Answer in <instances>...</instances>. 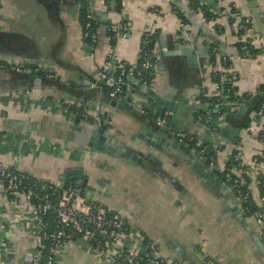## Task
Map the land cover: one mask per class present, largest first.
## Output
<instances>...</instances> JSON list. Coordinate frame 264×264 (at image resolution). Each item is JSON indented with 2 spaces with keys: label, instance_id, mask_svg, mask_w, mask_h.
I'll return each instance as SVG.
<instances>
[{
  "label": "crops",
  "instance_id": "obj_1",
  "mask_svg": "<svg viewBox=\"0 0 264 264\" xmlns=\"http://www.w3.org/2000/svg\"><path fill=\"white\" fill-rule=\"evenodd\" d=\"M201 1L205 14L193 7L192 0H175L172 6L166 0H5L0 60L26 59L34 66L60 70L62 76L55 80L33 75L43 77L38 84L26 77L31 76L28 74L0 72V165L30 172L59 187H63L68 171L83 169L88 179L84 197L121 213L156 241L166 257L189 264H206L208 255L218 256L225 264H264V248L257 242L262 240L264 219L248 215L244 209L242 214L234 211L240 202L225 178L235 154L248 164L264 148V113L255 109L256 94L264 93V0ZM216 1L220 13L211 7ZM87 4L95 22L92 45L84 40ZM209 9L216 15L206 16ZM247 17L250 25L246 32L238 25ZM124 24L129 28L127 37L121 35ZM150 31L155 33L152 52L159 66L152 87L160 93L220 104L225 89L228 103L235 101L232 94L240 101L234 111L252 102L244 117L228 118L241 133L233 145H218L221 172L215 173L213 183L201 177L202 159L192 152L182 154L172 146L151 148L154 161L138 165L60 135L66 124H93L98 105L111 114L106 118L111 132L138 145L130 137L146 126L149 118L155 122L161 118L156 112L158 104L129 82L118 106H112L106 96L109 87L97 81L94 73L106 69L115 57L137 66L141 41ZM247 40L256 51L253 57L241 54ZM188 43L198 51L197 65H190L183 54L169 55L180 53ZM78 111H86L88 118L79 119ZM203 115L187 109L180 131L209 139L204 132L208 128L197 123ZM235 176L264 212L263 187L256 173L248 168ZM69 182L77 186L78 179L70 177L65 187ZM27 214L25 200L19 209L4 214L13 236L8 246H13L14 253L9 261L0 245V264L32 261L36 244L31 229L25 226ZM20 217L26 218L20 221ZM61 264L104 263L74 244Z\"/></svg>",
  "mask_w": 264,
  "mask_h": 264
},
{
  "label": "built area",
  "instance_id": "obj_2",
  "mask_svg": "<svg viewBox=\"0 0 264 264\" xmlns=\"http://www.w3.org/2000/svg\"><path fill=\"white\" fill-rule=\"evenodd\" d=\"M170 6L175 0H166ZM201 0H192V5L197 11H203ZM87 8V23L84 30V40L88 44H94L95 38L91 35L93 13L90 7ZM5 9V0H0V29L1 16ZM250 18L242 20L238 28L249 30ZM129 28L123 25L121 35L127 37ZM92 38L91 43L89 39ZM155 33L147 32L140 48L139 64L132 66L127 62L115 57L104 70L94 73L97 81L105 82L109 87V94L119 100L126 94L129 85V77H136L143 80L150 86L158 74V63L153 58L152 45ZM253 48L247 40L241 48L244 57H253ZM217 49H214V54ZM227 58L223 62L227 63ZM0 70L13 73H24L28 75L45 76L57 80L62 72L45 67L34 66L26 59H15V61H1ZM92 86H95L93 83ZM233 86L229 92H232ZM233 103V101H230ZM97 106V113L93 116V123L100 124L102 116ZM146 113V111H143ZM259 114L264 113V104ZM78 118H88L86 111H78ZM167 115L161 116L156 122L164 124ZM173 135L184 145L188 146L192 153L198 155L210 169L215 173L221 172L218 166L219 151L218 145H209L204 140L190 137L184 131L174 132ZM216 154V155H215ZM234 165L228 167L225 172L226 181L233 192L237 195L240 207L248 215H254L261 221L264 219V212H252L250 202L251 193L247 191L243 182L235 176V172L251 169L260 179L263 187L261 196L262 207H264V148L257 151L253 160L245 164L239 153L234 156ZM262 179V180H261ZM22 200H25L29 207L28 219L25 226L31 229V235L35 240V249L32 253L31 264H61V259L71 245L77 244L86 251L96 255L104 264H185L176 258L166 257L161 246L154 240L147 237L141 230L137 229L121 213L107 207L105 204L81 196L78 193L76 183L72 182L67 187L53 185L49 181H43L34 174L21 169H12L0 165V245L7 257L14 253L13 236L9 231V224L3 219L6 211L19 209ZM26 216V217H27ZM25 217V218H26ZM25 218L20 217V221ZM264 238V233L262 234ZM200 249L199 251H201ZM206 264H225L218 256H206Z\"/></svg>",
  "mask_w": 264,
  "mask_h": 264
},
{
  "label": "water",
  "instance_id": "obj_3",
  "mask_svg": "<svg viewBox=\"0 0 264 264\" xmlns=\"http://www.w3.org/2000/svg\"><path fill=\"white\" fill-rule=\"evenodd\" d=\"M211 7L215 12L220 13V4L217 1L216 3L211 4ZM255 18L259 20L260 16L257 15ZM196 45L198 44L196 43ZM205 50L209 52L211 49L210 47L206 46ZM179 54L185 55L186 60L190 65H197L198 51L195 50L192 44L188 43L180 53L170 52L169 55ZM0 72L6 71L0 70ZM26 77L36 80L38 84H41L43 81V77L39 76L36 78L33 75H26ZM129 82L138 85L139 88L142 89L144 95L152 98L158 104L156 112L159 116L167 115V118L162 125L150 118L144 122L146 126L142 127L138 133H134L130 137L131 141L138 142V145H130L126 143L122 137L116 136L111 132L110 125L106 119L107 117L111 116V114L107 111H103V108L99 111L103 118L100 124H66L63 126V130L61 131L60 135H63L64 138H69V140L74 142L83 144L91 149L100 151L106 150L126 160L132 161L133 163L143 165L145 162L152 163L155 159L153 152L154 150L151 148L163 150L164 147L172 146L182 154L191 152L190 149L188 150L186 145L182 144L173 135L174 132L180 131V124L185 122L184 116L187 109L196 112H203L204 115L202 119L197 123H199V125L202 127L204 126L208 128V131H204L206 136L209 138L205 141L206 143L211 146L214 144L219 145L221 142L233 145L239 138L241 129L235 125H232L228 118L230 116H233L234 118L244 117L248 108L252 104L251 100L247 101L244 103V105H241V110L238 109L237 111H234L235 105H238L240 101L235 100L233 103H228L227 100L230 98V96L226 95L225 89L221 93L222 103L210 104L193 100L186 101L183 98L165 95L160 93L155 87L150 86L143 80L136 77H129ZM72 84H76L74 80ZM100 85H102V83H100ZM103 87L104 93L106 94L107 91L105 84H103ZM106 96L108 102L112 106H118L121 101L118 98L112 97L110 94H106ZM95 109L97 111V108ZM199 170L200 175L204 180L211 183L215 181V172L210 169V167L204 161H200ZM83 174V169H71L64 177L65 182L63 187L66 186L67 182L70 180V177H77L78 193L81 196H84L88 179L84 178ZM234 211H236L238 214L243 213V209L241 207L234 208ZM244 215L246 216L245 213ZM261 238L262 240H258L257 242L262 245L263 249L264 238L263 236ZM30 262L31 259H27V263L25 264H31ZM185 264L189 263L185 262Z\"/></svg>",
  "mask_w": 264,
  "mask_h": 264
},
{
  "label": "trees",
  "instance_id": "obj_4",
  "mask_svg": "<svg viewBox=\"0 0 264 264\" xmlns=\"http://www.w3.org/2000/svg\"><path fill=\"white\" fill-rule=\"evenodd\" d=\"M87 6V5H86ZM206 16H208V17H211V16H215L216 14H214V13H212L211 11H210V9H209V11H207L206 12ZM83 18H84V20H83V25H84V28H85V25H86V23H87V21H88V19H87V8H86V10H84V14H83ZM94 33H95V22L93 21L92 22V27H91V35L93 36V39L95 38L94 37ZM155 40V39H154ZM91 42H93L92 41V38L91 39H89V43H91ZM243 46V45H242ZM251 46V45H250ZM252 47V46H251ZM242 48V47H241ZM152 49H153V45H152ZM241 50V49H240ZM253 51V55H255L256 54V51H255V49H252ZM154 58V57H153ZM256 95H258V98H257V102H256V106H255V109H260L261 108V106H262V104H264V93L262 94V93H257ZM231 99L232 100H236V98L233 96V94L231 95ZM216 155V154H215ZM217 158H218V154H217ZM232 165H234V162H229V164H228V167H230V166H232ZM69 183H72V182H69ZM68 183V184H69ZM250 206H251V208H252V212H257V211H261V209L254 203V202H250Z\"/></svg>",
  "mask_w": 264,
  "mask_h": 264
}]
</instances>
